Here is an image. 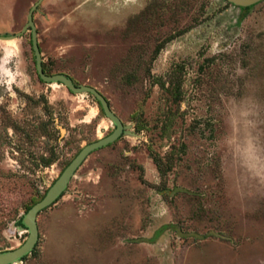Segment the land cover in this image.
<instances>
[{
    "label": "rangeland",
    "instance_id": "obj_1",
    "mask_svg": "<svg viewBox=\"0 0 264 264\" xmlns=\"http://www.w3.org/2000/svg\"><path fill=\"white\" fill-rule=\"evenodd\" d=\"M36 1L0 0V36ZM32 20L43 71L131 134L86 157L16 264H264V0H41ZM112 129L91 95L38 80L28 31L0 41V252Z\"/></svg>",
    "mask_w": 264,
    "mask_h": 264
},
{
    "label": "water",
    "instance_id": "obj_2",
    "mask_svg": "<svg viewBox=\"0 0 264 264\" xmlns=\"http://www.w3.org/2000/svg\"><path fill=\"white\" fill-rule=\"evenodd\" d=\"M226 2L240 8H246L254 5L262 0H225ZM41 0H37L28 10L26 22L21 29L9 36H0V41H9L19 37L24 32H29L30 47L33 55L34 70L39 81L50 84L55 83L63 86L72 94H88L98 104L102 114L112 124V131L106 136L85 144L62 169L57 178L49 185L43 196L34 204H32L21 216L20 223L23 231L26 233L24 241L17 247L0 252V264H16L22 258L29 255L35 247L38 230L36 224L37 215L50 205L54 204L64 192L70 179L75 171L93 151L105 147L116 141L122 135H130L129 126L122 124L120 119L111 111L106 99L93 87L85 84H74L72 80L63 74H45L41 68V57L36 40V30L32 20V13L36 9Z\"/></svg>",
    "mask_w": 264,
    "mask_h": 264
},
{
    "label": "trees",
    "instance_id": "obj_3",
    "mask_svg": "<svg viewBox=\"0 0 264 264\" xmlns=\"http://www.w3.org/2000/svg\"><path fill=\"white\" fill-rule=\"evenodd\" d=\"M157 50H159V48H158ZM42 70H43V68H42ZM43 72H44V71H43ZM42 163H43V164H47L48 161L46 162L45 160L42 159ZM33 204H34V203H33ZM20 219H21V217H19V218L17 219V221L14 223V225L17 226V227H19V228H22V225H21V223H20ZM23 259H24V258H22L21 260H23Z\"/></svg>",
    "mask_w": 264,
    "mask_h": 264
},
{
    "label": "flooded vegetation",
    "instance_id": "obj_4",
    "mask_svg": "<svg viewBox=\"0 0 264 264\" xmlns=\"http://www.w3.org/2000/svg\"><path fill=\"white\" fill-rule=\"evenodd\" d=\"M225 1V0H224ZM226 2V1H225ZM261 2V1H260ZM228 3V2H227ZM259 3V2H258ZM228 4H230V3H228ZM257 4V3H256ZM230 5H232V4H230ZM255 5V4H254ZM232 6H234V5H232ZM252 6V5H251ZM251 6H249V7H251ZM234 7H236V6H234ZM249 7H246V8H240V7H237V8H239L241 11H244V10H246V9H248ZM29 39H30V37H29ZM41 68H42V63H41ZM43 71V70H42ZM45 73V72H44ZM46 74V73H45ZM73 82V81H72ZM74 83V82H73ZM75 84V83H74ZM99 107V106H98ZM68 164V163H67ZM66 164V165H67ZM60 174V173H59ZM57 178V177H56ZM55 180V179H54ZM45 193V192H44Z\"/></svg>",
    "mask_w": 264,
    "mask_h": 264
}]
</instances>
